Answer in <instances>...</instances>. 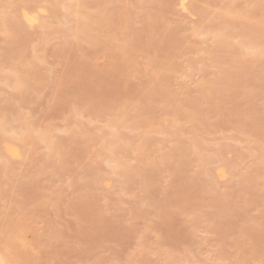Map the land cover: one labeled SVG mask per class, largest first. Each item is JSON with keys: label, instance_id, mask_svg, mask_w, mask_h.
Masks as SVG:
<instances>
[{"label": "rangeland", "instance_id": "1", "mask_svg": "<svg viewBox=\"0 0 264 264\" xmlns=\"http://www.w3.org/2000/svg\"><path fill=\"white\" fill-rule=\"evenodd\" d=\"M184 3L0 0V126L34 129L0 152V226L28 264H264V0ZM22 6L41 23L4 29Z\"/></svg>", "mask_w": 264, "mask_h": 264}, {"label": "bare ground", "instance_id": "2", "mask_svg": "<svg viewBox=\"0 0 264 264\" xmlns=\"http://www.w3.org/2000/svg\"><path fill=\"white\" fill-rule=\"evenodd\" d=\"M72 1V0H71ZM65 2H67V1H65ZM77 2V1H76ZM101 2H102V0H101ZM104 2V1H103ZM185 0H180V5H181V7L183 8V9H186V6H185ZM76 4V3H75ZM105 4V3H104ZM62 5V4H61ZM76 6V8H74V9H72L71 7H67V10L70 12V14L71 15H73V17H80L79 18V20H78V18H74V20L75 21H77L75 24H76V27H77V30L76 31H78L79 32V34H80V30H81V33H82V30H84L85 28V30H87L88 29V27H86V22L84 23L83 21H80V19L81 20H84V21H86V19H88L84 14H82V13H80L83 9H81V11H79V9L77 8V5H75ZM80 7V6H79ZM99 7V6H98ZM39 8V7H38ZM65 8V7H64ZM85 8V7H84ZM97 8V7H96ZM12 9V8H11ZM36 9V8H35ZM34 9V10H35ZM47 9V8H46ZM13 10V9H12ZM34 10H29V8L27 9L26 7H20L19 9H18V11H17V13L15 14V16H13L12 18H10V19H3L2 20V25L4 26V29H6V27L8 28V29H10L11 31H18V30H20V29H23L24 27H31L34 23H41V20L39 21V18H38V14L36 13L38 10H36V11H34ZM86 10V9H85ZM39 11H41V12H44V13H46V14H48V12L45 10V9H39ZM99 11V10H98ZM112 11V10H111ZM115 11H117V10H115ZM109 12V11H108ZM14 13V12H13ZM103 13V12H102ZM110 13V12H109ZM155 13V12H154ZM45 14V15H46ZM85 14H87V13H85ZM153 14V13H152ZM156 14V13H155ZM158 14V13H157ZM65 15V14H64ZM119 15V14H118ZM160 15V14H159ZM101 16V15H100ZM153 16V15H152ZM155 16V15H154ZM154 16H153V18H154ZM91 17V16H90ZM103 17V16H102ZM152 17H151V19L152 20H154V21H157L155 18L153 19ZM96 19V18H95ZM150 19V20H151ZM89 20V19H88ZM106 20V19H105ZM91 21V20H90ZM160 21V20H159ZM88 22V21H87ZM162 22H164V21H162ZM107 23V22H106ZM123 23V22H122ZM150 23H152V22H150ZM43 24V23H42ZM91 24V23H90ZM93 24H94V21H93ZM92 24V25H93ZM38 25V24H37ZM89 25V24H88ZM87 25V26H88ZM122 25V24H121ZM149 25V24H148ZM165 25V24H164ZM163 25V26H164ZM75 26V25H74ZM73 26V27H74ZM91 25H89V27H90ZM98 26V25H97ZM113 26V25H112ZM46 27V26H45ZM98 28V27H97ZM107 28V27H106ZM163 28H165V26L163 27ZM172 28V27H171ZM93 29V27H91V30ZM110 29V28H109ZM174 29H176V27L174 28ZM10 30H7V31H10ZM89 30H90V28H89ZM90 30V31H91ZM100 30V29H99ZM103 30V29H102ZM101 30V31H102ZM163 30H166V29H163ZM22 31V30H21ZM132 31V30H131ZM19 32V31H18ZM86 32V31H85ZM87 32H88V30H87ZM17 33V32H16ZM72 33V32H71ZM96 33V32H95ZM166 33H167V31H166ZM221 33V32H220ZM11 34V33H10ZM87 34V33H86ZM97 34V33H96ZM100 34V33H99ZM120 34H122V33H120ZM11 35H13V34H11ZM83 35V34H82ZM89 35V34H88ZM166 35V34H165ZM79 36V35H78ZM93 36V35H92ZM160 36V35H159ZM96 37V36H95ZM124 37V36H123ZM138 37V36H137ZM147 37V36H146ZM172 37V36H171ZM86 38H87V36H86ZM91 38V37H90ZM94 38V37H93ZM92 38V39H93ZM131 39V38H130ZM147 39V38H146ZM155 39V38H154ZM123 41V40H122ZM136 41V39L134 40V42ZM141 41H142V39H141ZM124 42V41H123ZM144 42V41H143ZM147 42V41H146ZM145 42V43H146ZM150 42V41H149ZM160 42H161V40H160ZM164 42V41H163ZM122 43V42H121ZM136 43V42H135ZM162 43V42H161ZM171 43V42H170ZM126 44H128V43H126ZM139 44V43H138ZM160 44V43H159ZM163 44V43H162ZM119 45H120V43H119ZM123 45V44H122ZM19 46V45H18ZM132 46V45H131ZM135 46V45H134ZM140 46V45H139ZM143 46V45H142ZM225 46V45H224ZM12 47V46H11ZM145 47V46H144ZM143 47V48H144ZM159 47V46H158ZM157 47V48H158ZM116 48H118V47H116ZM115 48V49H116ZM122 48V47H121ZM124 48H125V46H124ZM172 48H174V47H172ZM71 49V48H70ZM141 49V48H140ZM155 49V48H154ZM209 49V48H208ZM19 50V49H18ZM157 50V49H156ZM121 52V51H120ZM127 52V51H126ZM164 52V51H163ZM14 53V52H13ZM122 53H125V52H122ZM130 53V52H129ZM155 53V52H154ZM167 53H169V52H167ZM20 54V53H19ZM116 54V53H115ZM127 54V53H126ZM125 54V55H126ZM17 55V54H16ZM22 55V54H21ZM120 55V54H119ZM124 55V56H125ZM38 56V55H37ZM122 56H123V54H122ZM166 56V55H165ZM111 57H113V56H111ZM114 57H116V56H114ZM121 57V56H120ZM17 59V58H16ZM116 59V58H115ZM124 59V58H123ZM20 60V59H19ZM23 60V64H22V66H24V64H25V68H27L28 66H29V68H30V62H29V60L28 59H26L25 58V60L24 59H22ZM27 60V61H26ZM42 60V59H41ZM125 60V59H124ZM163 60V59H162ZM25 61V62H24ZM21 62V61H20ZM112 62V61H111ZM203 64V63H202ZM120 65V64H119ZM126 65H128V64H126ZM125 65V66H126ZM14 66H16V65H14ZM18 66V65H17ZM118 66V65H117ZM111 67V66H110ZM126 67H128V66H126ZM117 68V67H116ZM122 68V67H121ZM14 69H16V68H14ZM118 69V68H117ZM119 69H120V67H119ZM33 70V69H32ZM11 71V70H10ZM17 71V70H16ZM16 71H14V72H16ZM98 71V70H97ZM115 71V70H114ZM30 72V71H29ZM110 74V73H109ZM112 75V74H111ZM124 75V74H123ZM116 75H114V77H115ZM154 76H156V75H154ZM224 76V75H223ZM16 77H18V75L16 76ZM108 77H109V75H108ZM220 77V76H219ZM225 77V76H224ZM227 77V76H226ZM23 78V77H22ZM112 78V77H111ZM154 78V77H153ZM216 78V77H215ZM119 79H121V78H119ZM156 79H157V77H156ZM12 83L14 82V86L15 87H21L22 85V83L20 84V82H21V80L19 81V79H13L12 78ZM152 80V79H151ZM154 80V79H153ZM214 80V79H213ZM212 80V81H213ZM24 80H22V82H23ZM219 80H217L216 82H218ZM153 82V81H152ZM156 83H157V81H155ZM164 82V81H163ZM5 83V82H4ZM6 83H8V82H6ZM26 83H27V81H26ZM204 83V85H205V82H203ZM208 83V82H207ZM165 84V83H164ZM20 85V86H19ZM152 85H154V82H153V84ZM158 85H160V84H158ZM201 85V84H200ZM208 85H210V83L208 84ZM197 86V85H196ZM215 86V85H214ZM218 86V85H217ZM216 87V86H215ZM171 88V87H170ZM169 88V89H170ZM213 88V87H212ZM202 89V88H201ZM200 89V90H201ZM208 89V88H207ZM209 89H210V87H209ZM17 90V89H16ZM155 90V89H154ZM211 90V89H210ZM158 91V90H157ZM156 91V92H157ZM171 91H172V89H171ZM17 92V91H16ZM199 92V91H198ZM213 92V91H212ZM56 93V92H55ZM171 93V92H170ZM199 93H201V92H199ZM16 94V93H15ZM211 94V93H210ZM163 95V94H162ZM174 95V94H173ZM201 95V94H200ZM206 96V95H205ZM209 96V95H208ZM166 97V96H165ZM170 98V97H169ZM67 99V98H66ZM168 99V98H167ZM176 99V98H175ZM165 100V99H164ZM192 100V99H191ZM60 101V100H59ZM178 101V100H177ZM195 101V100H194ZM190 102V101H189ZM53 103V102H52ZM168 103V102H167ZM166 104V103H165ZM195 104V103H194ZM167 105V104H166ZM54 106V105H53ZM119 106V105H118ZM121 106H122V104H121ZM121 108V107H120ZM123 109V108H122ZM195 110V109H194ZM120 111V110H119ZM185 111V110H184ZM183 111V112H184ZM188 110H186V112H187ZM190 111V110H189ZM123 113V112H122ZM187 114V113H186ZM194 115V114H193ZM2 121V120H1ZM135 121V120H134ZM18 122V121H17ZM133 122V121H132ZM131 122V123H132ZM1 123V122H0ZM2 124V123H1ZM132 124H134V123H132ZM4 125V124H3ZM137 127V126H136ZM13 128V127H12ZM0 130H1V132L4 134V136H2L1 138H0V152H1V155H2V157L6 160V161H9V160H15V159H17V158H21V144H23L24 145V143H27V141L29 142L28 144H31V141H32V139L33 138H31L32 136H30L31 135V132L34 130L33 129V127H32V124L30 123V122H28L27 120H25V119H21L20 121H19V124H18V127H17V129L15 130L14 128L13 129H11V127H10V129H5L3 126H0ZM32 130V131H31ZM135 130V129H134ZM33 133V132H32ZM135 134V133H134ZM81 136V135H80ZM36 138L39 140V141H47V143L48 144H50L51 143V141H50V139L52 138V135L50 134V130H49V128H45V129H43L42 130V132H39V134H38V136H36ZM34 139H35V137H34ZM179 140V139H178ZM195 140V139H194ZM140 141V140H139ZM180 141H183V140H180ZM50 142V143H49ZM193 142V141H192ZM21 143V144H20ZM33 143V142H32ZM180 143V142H179ZM179 143H177V144H179ZM195 143V142H194ZM51 145V144H50ZM83 145H84V143H83ZM144 145V144H143ZM171 145V144H170ZM21 146V147H20ZM71 146V145H70ZM174 146V145H173ZM70 148V147H69ZM183 148H185V145H184V147ZM190 149V148H189ZM52 150V149H51ZM171 150V149H170ZM194 150V149H193ZM55 151H56V148H55ZM60 151V150H59ZM58 150L55 152V156L56 157H58V158H60V152H59ZM71 151V150H70ZM73 152V151H72ZM169 152V151H168ZM182 152V151H181ZM199 154V153H198ZM0 155V156H1ZM169 155V154H168ZM49 156V155H48ZM198 157V156H197ZM1 158V157H0ZM175 158V157H174ZM2 159V158H1ZM156 159V158H155ZM163 159H165L164 157H163ZM169 159V158H168ZM190 159V158H189ZM262 159V158H261ZM47 160V159H46ZM45 160V161H46ZM54 160V159H53ZM150 161V160H149ZM163 161V160H162ZM156 162V161H155ZM158 162V161H157ZM156 162V163H157ZM161 162V161H160ZM181 162V161H180ZM4 163V162H3ZM153 163V162H152ZM179 163V162H178ZM49 164V163H48ZM116 164V163H115ZM149 164V163H148ZM165 164V163H164ZM167 164V163H166ZM60 165V164H59ZM125 165V164H124ZM180 165V164H179ZM227 165H229V164H227ZM57 166V165H56ZM55 166V167H56ZM115 166V165H114ZM132 166V165H131ZM175 166V165H174ZM119 167V166H118ZM133 167V166H132ZM2 169H3V167H1ZM127 168V167H126ZM141 168H143V167H141ZM116 169V168H115ZM89 170V169H88ZM127 170V169H126ZM125 170V171H126ZM155 170V169H154ZM181 170V169H180ZM217 171H216V173L218 174V176H220V178H224L225 177V175H226V173H225V168H224V166H223V168H218L217 167V169H216ZM6 172H7V170H5ZM35 172V171H34ZM86 172V171H85ZM119 172V171H118ZM138 172V171H137ZM215 172V171H214ZM246 173V172H245ZM32 174V173H31ZM37 174H38V172H37ZM134 174V173H133ZM144 174V173H143ZM185 174V173H184ZM25 175V174H24ZM194 175V174H193ZM215 176H216V174H214ZM184 176V175H183ZM137 177V176H136ZM149 177V176H148ZM186 177V176H185ZM227 177V176H226ZM243 177V176H242ZM3 178V177H2ZM138 178V177H137ZM150 178V177H149ZM194 178V177H193ZM37 179V178H36ZM126 179H128V178H126ZM143 179V178H142ZM147 179V178H146ZM240 179V178H239ZM249 179V178H248ZM22 180H24V179H22ZM152 180V179H151ZM241 180V179H240ZM256 180V179H255ZM259 180V179H258ZM28 181V180H27ZM103 181V180H102ZM124 181V180H123ZM138 181H139V179H138ZM143 181H145V180H143ZM171 181V180H170ZM243 181V180H242ZM19 182V181H18ZM30 182V181H29ZM94 182V181H93ZM149 182V181H148ZM173 182V181H172ZM176 182H178L177 180H176ZM258 182V181H257ZM98 183V182H97ZM243 183V182H242ZM250 183V182H249ZM174 184V183H173ZM215 184V183H214ZM145 185V184H144ZM106 186H109V184L108 185H106ZM180 186V185H179ZM225 187V186H224ZM223 187V188H224ZM246 187V186H245ZM180 188H181V186H180ZM28 189V188H27ZM88 189H89V186H88ZM169 189V188H168ZM184 189H186V188H184ZM8 190V189H7ZM22 190H24V188H22ZM173 190H175V189H173ZM172 190V191H173ZM176 190H177V188H176ZM218 190V189H217ZM219 190H221V189H219ZM86 191V190H85ZM178 191V190H177ZM188 191V190H187ZM87 192V191H86ZM90 192H91V189H90ZM175 192V191H174ZM180 192V191H179ZM189 192V191H188ZM187 192V193H188ZM10 193V192H9ZM57 193V192H56ZM183 193V192H182ZM216 193H218V191L216 192ZM222 193V192H221ZM58 194V193H57ZM82 194V193H81ZM168 194H169V192H168ZM171 194V193H170ZM87 195V194H86ZM165 195V194H164ZM173 195V194H172ZM171 195V196H172ZM223 195H224V193H223ZM9 196V195H8ZM60 196V195H59ZM88 196V195H87ZM168 196V195H167ZM177 196V195H176ZM181 196V195H180ZM212 196V195H211ZM221 196V195H220ZM86 197V196H85ZM217 197V196H216ZM47 198V197H46ZM76 198V197H75ZM172 198V197H171ZM178 198V197H177ZM181 198V197H180ZM166 199H168V198H166ZM222 199H223V197H222ZM59 200V199H58ZM169 200V199H168ZM167 200V201H168ZM218 200H221V199H219L218 198ZM49 201V200H48ZM178 201V200H177ZM52 202V201H51ZM4 203V202H3ZM79 203H80V201H79ZM84 203H86V201L84 202ZM71 204V203H70ZM183 204V203H182ZM181 204V205H182ZM221 204H222V202H221ZM45 206V205H44ZM66 206V205H65ZM98 206V205H97ZM81 207V206H80ZM91 207H93V206H91ZM219 207V206H218ZM5 208V207H4ZM35 208V207H34ZM77 208V207H76ZM85 208H86V206H85ZM171 208V207H170ZM87 209H89V208H87ZM97 208H95V210H96ZM218 209V208H217ZM95 210H93V211H95ZM35 211V210H34ZM77 211V210H76ZM18 212V211H17ZM87 212V211H86ZM160 212V211H159ZM93 213V212H92ZM89 214L91 215V213L89 212ZM89 214H88V216H89ZM222 215V214H221ZM160 216V215H159ZM80 217H82V216H80ZM167 217V216H166ZM27 219V218H26ZM162 219V218H161ZM169 219V218H168ZM160 220V219H159ZM164 220V219H163ZM185 221V220H184ZM190 221V220H189ZM19 222V221H18ZM24 222V221H23ZM166 222H168V221H166ZM245 222V221H244ZM20 223V222H19ZM165 223V222H164ZM185 223H187V222H185ZM6 224H8V225H3V226H0V232L2 233V234H4V235H2V236H4L5 237V233H7V237H9V239H10V241L8 242H6V240L4 241V240H1L0 241V264H23V263H25L28 259L30 260V252L28 251V249H27V246L29 245L31 248H32V245H31V243L30 244H26L25 242H24V240H23V235H24V229H23V227L22 226H20V225H22V224H20V225H18V227L17 226H15L14 225V223L13 222H8V223H6ZM188 224V223H187ZM17 225V224H16ZM242 225H243V222H242ZM150 226V225H149ZM168 226H169V224H168ZM261 226V225H260ZM255 227V226H254ZM148 229V228H147ZM149 230V229H148ZM179 230V229H178ZM5 232V233H4ZM40 232V231H39ZM146 233V232H145ZM170 233V232H169ZM173 234V233H172ZM262 234H263V232H262ZM245 235V234H244ZM37 236V235H36ZM35 238V237H34ZM40 238V237H39ZM242 238V237H241ZM7 240H8V238H7ZM158 242V241H157ZM247 246V245H246ZM173 247V246H172ZM237 247V246H236ZM247 248V247H246ZM10 249H15V256H12V254L10 253ZM142 252H144V251H142ZM243 254H245V253H243ZM137 256V255H136ZM140 256V255H139ZM249 256V255H248ZM163 257H164V255H163ZM236 257V256H235ZM247 257V256H246ZM237 258V257H236ZM241 259V258H240ZM28 260V261H29ZM136 260V259H135ZM243 260V259H242ZM247 260V259H246ZM25 261V262H24ZM27 261V262H28ZM165 261H166V259H165ZM187 261V260H186ZM240 261V260H239ZM25 263V264H28V263H30V262H32V259L30 260V262H28V263ZM150 264H154V263H151V262H149ZM200 263V262H199ZM241 263V262H240ZM33 264V263H32ZM35 264V263H34ZM143 264V263H142ZM147 264V263H146ZM156 264V263H155Z\"/></svg>", "mask_w": 264, "mask_h": 264}]
</instances>
